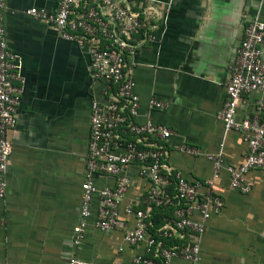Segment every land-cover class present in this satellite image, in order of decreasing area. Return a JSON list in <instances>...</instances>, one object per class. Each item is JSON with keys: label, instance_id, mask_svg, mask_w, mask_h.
<instances>
[{"label": "crops", "instance_id": "1", "mask_svg": "<svg viewBox=\"0 0 264 264\" xmlns=\"http://www.w3.org/2000/svg\"><path fill=\"white\" fill-rule=\"evenodd\" d=\"M59 4L7 0V39L25 84L18 123L9 132L13 151L8 193L0 198V264H68L73 256L87 264L129 262L145 250L124 239L134 226L132 216L123 213L110 231L97 228L91 219L84 242L77 246L73 241L86 180L92 103L110 99L114 91L95 76L87 48L28 13L33 7L55 11ZM140 5L154 39L141 41L137 53L127 57L141 100L137 121L150 118L167 125L173 131L162 141L168 171H181L204 184L211 180L224 200L222 212L211 217L200 237V261L177 258L173 264H264V169L248 174V193L232 186L226 167L244 162L248 144L241 131L227 132L218 118L246 25L255 18L264 21V0H144ZM151 97L166 107L151 109ZM262 98L258 91L245 94L238 120L258 117L264 122V108H258ZM183 144L198 147L201 154L190 155L180 149ZM219 152L223 167L215 177V165L206 155ZM126 175L131 187L124 203L148 210L151 182L140 174L139 164L129 166ZM116 181L97 176L100 187ZM169 189L174 192L173 186ZM170 215L163 211L159 222ZM192 239L196 236L185 232L169 242Z\"/></svg>", "mask_w": 264, "mask_h": 264}, {"label": "built area", "instance_id": "2", "mask_svg": "<svg viewBox=\"0 0 264 264\" xmlns=\"http://www.w3.org/2000/svg\"><path fill=\"white\" fill-rule=\"evenodd\" d=\"M142 1L60 0L55 11L37 7L28 10L33 17L50 23L62 38L87 48L95 76L106 80L114 91L110 99L92 103L86 180L82 184L83 201L73 241L77 246L84 242L91 219L97 228L110 231L120 224L124 213L134 218V226L127 230L125 241L130 245H144L145 250L134 255L131 261L119 264H173L177 258L198 263L201 259L200 237L206 232L211 217L222 212L224 200L213 190L211 180L204 184L189 180L181 171H168V150L162 141L169 139L173 131L167 125L150 118L137 121L141 100L127 57L137 53L141 41L154 39L151 23L142 15ZM6 9L7 0H0V198H5L8 193L6 175L13 151L9 132L17 126L25 84L18 57L8 43ZM140 35L142 38L136 40ZM254 91L263 94L258 103L262 110L264 21L259 18L246 25L244 41L230 67L227 100L218 112L225 130L241 131L248 144L244 162L226 167L232 186L242 193L251 190L248 174L254 169H264V122L258 117L237 118L240 103L247 101L244 95ZM149 106L162 109L166 103L151 97ZM180 149L190 155L201 154L198 147L187 144ZM206 156L215 165V177H219L223 167L222 152ZM133 164H139L140 174L151 182L148 210L124 203L131 187L126 171ZM99 175L115 177L116 184L100 187L97 184ZM170 186L174 192L170 191ZM154 206L168 209L171 215L153 231ZM185 232H191L196 239L180 244L169 242L177 235L184 237ZM68 264L87 263L73 256Z\"/></svg>", "mask_w": 264, "mask_h": 264}, {"label": "trees", "instance_id": "3", "mask_svg": "<svg viewBox=\"0 0 264 264\" xmlns=\"http://www.w3.org/2000/svg\"><path fill=\"white\" fill-rule=\"evenodd\" d=\"M167 209H163L162 207H157V206H154L153 207V217H152V222H153V228L152 229H155L157 228L160 224H162L161 222H159V218L162 217V212L165 211ZM154 231V230H153Z\"/></svg>", "mask_w": 264, "mask_h": 264}]
</instances>
